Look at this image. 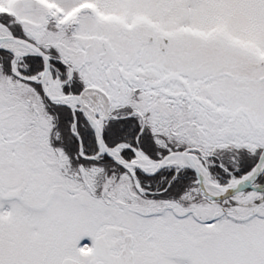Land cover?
<instances>
[{
	"label": "snow or ice",
	"instance_id": "obj_1",
	"mask_svg": "<svg viewBox=\"0 0 264 264\" xmlns=\"http://www.w3.org/2000/svg\"><path fill=\"white\" fill-rule=\"evenodd\" d=\"M0 264H264V0H0Z\"/></svg>",
	"mask_w": 264,
	"mask_h": 264
}]
</instances>
